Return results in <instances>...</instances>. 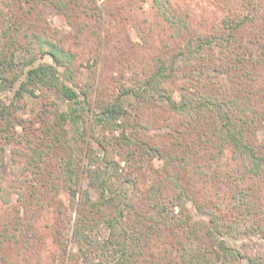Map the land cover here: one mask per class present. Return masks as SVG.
<instances>
[{
    "label": "rangeland",
    "instance_id": "374dc122",
    "mask_svg": "<svg viewBox=\"0 0 264 264\" xmlns=\"http://www.w3.org/2000/svg\"><path fill=\"white\" fill-rule=\"evenodd\" d=\"M252 3L247 9L245 0H0V75L6 77L0 81V102L9 107L12 123H20L8 130L6 140L0 139V264L81 263L71 239L76 207L69 205L63 185L54 176L65 157L60 144L53 141V134L60 131V113L70 117L61 122L65 136L73 138L81 150L75 163L95 169L96 164L89 165L92 159L105 157L111 162L100 166L116 173L107 184L106 197L115 188L114 194L125 197L140 215L156 214V206L146 197L161 185L158 201L167 207L163 215L173 228L158 223L148 238L142 237L145 246L139 247V264H178V239L186 240L190 225L195 235L202 236L209 219L203 212L208 210L223 225L222 240L230 248L241 254L264 253V167L257 174L248 172L220 143L214 134L213 112L186 118L171 111L158 90L143 84L160 60L167 63L189 41L208 39L195 57L178 62L181 71L166 85L164 95L179 102L184 89L200 102L213 93L225 109L230 100H236L237 108L244 110L236 112L239 123L249 127L250 139L263 153L264 72L241 77L244 69L239 71L259 55L258 43L264 45V0ZM233 13L248 17V24L236 35L243 39L246 51L237 66L236 50L226 39L230 28L223 22ZM49 42L70 57L74 77L68 83V73L58 69L62 82L76 91L94 82L87 107L33 85L28 86L31 95L14 99L29 69L52 65L43 54ZM120 91L127 93L120 95ZM116 99L125 116L116 121L118 128H104L95 120L98 106L112 105ZM121 133L158 152L145 155L135 146L119 145ZM127 152L132 154L124 162ZM34 173L39 176L35 178ZM175 174L189 194L182 212L171 208L168 200L170 176ZM84 189L86 179L80 192ZM88 193L90 202L99 200L96 191ZM100 210L109 217L121 213L134 217L118 202ZM180 220L186 222L182 228L171 224ZM107 235L105 218L90 229V238L99 244ZM88 254L95 264H116L98 245L89 246Z\"/></svg>",
    "mask_w": 264,
    "mask_h": 264
},
{
    "label": "trees",
    "instance_id": "16d2710c",
    "mask_svg": "<svg viewBox=\"0 0 264 264\" xmlns=\"http://www.w3.org/2000/svg\"><path fill=\"white\" fill-rule=\"evenodd\" d=\"M253 0H245V8L249 9ZM166 18V17H165ZM248 17L240 14H231L223 20L224 25L229 26L230 32L226 39L228 45L234 47L235 53V66L240 63L242 56L246 53L243 47V39L239 41L236 39V35L240 30H243V26L247 25ZM167 20V19H166ZM223 35V33H222ZM206 40L197 39L196 42L189 41L185 46V50H180L178 54L173 55L166 63L159 61L154 71L149 74L144 80V85L150 88L154 92H159L162 97H165L168 103V107L171 111L178 113L186 118L194 119V116H204L208 112H213L214 116V130L215 137L218 138L221 144L233 154L234 158L239 159L244 163L248 172L257 174L258 170L264 167V152L258 151V146L250 139L249 127L242 126L241 120L237 117L236 112L242 113L244 110L237 108L236 100H230V105L227 108L222 107L215 96L206 95V98H202L200 102H197L196 98L189 94L187 90L181 89L183 93L180 96L179 102L173 101L171 97L165 96L167 86L174 81V77L178 76L181 71L180 64L178 62L182 59L187 60L191 57H195V53L203 50ZM48 42V41H47ZM209 42H211L209 40ZM260 53L255 57L253 62L249 65L243 64L239 71L244 69L241 77L249 76L252 73L264 72V67L260 69V62H264V45L261 42L258 43ZM239 50V51H237ZM242 50V51H240ZM44 55L49 56L52 61L51 66L38 65L35 68L29 69L26 73V80L20 82L18 88L14 92V99L21 100L25 94L31 95L32 89L28 86L33 85L32 88H45L58 92L64 99L72 102L74 105H83L87 107L89 93L94 90V82L90 85H85V89L76 91L72 86H68L60 80L58 75V69L68 73V83H71L72 77H74L72 64L70 57H68L64 51L56 44L48 43L46 51H43ZM249 54V53H248ZM252 59V57H249ZM183 60V61H184ZM260 69V70H259ZM192 71L190 72V74ZM188 74V75H190ZM252 81H256L258 77L253 75ZM6 80V77L0 75V81ZM127 93L126 91H120V95ZM144 94V91H143ZM149 95V94H148ZM142 98L143 95H139ZM144 98H147L143 96ZM118 99L112 105H106L100 103L98 106L100 111L95 116V120L102 124L104 128H118L116 121L123 119L125 116L124 111L118 105ZM101 106V107H100ZM80 116L79 113L76 114ZM196 116V117H197ZM75 118V117H73ZM70 117L66 114L57 115V127L60 128L59 132L54 133L56 141L60 144V147L65 152V157L60 160V167L58 168V174H55V179L59 180V185H63L65 196L70 206L76 207V218L73 222L71 230V239L73 244L77 246V253H79L80 264H95L94 260L88 254L89 246H100V251L104 254H108L109 258H113L116 264H139L138 255L141 254L139 247H144L142 243V237L148 238V233L151 229H156L158 223H164L167 229L173 228L170 225V221L167 219L163 212L166 211V206L162 205L158 201V193L161 189L159 184L153 188L151 195H147L148 202L153 201V205L157 208L156 214L146 213L144 216L140 215V212L136 211V207L130 202H125V197L122 195L114 194L115 188L109 189L112 194L109 197L105 196L107 192L108 182L116 176L115 171L109 173L107 170L101 169V164L111 163L107 161L105 157H97L95 160L89 161V165H97L95 169H84L81 167L80 161L75 163V158L81 154L76 147V141L73 138L65 136V132L62 128L61 122H66ZM79 120V119H78ZM78 120H73L75 124ZM18 122V121H17ZM16 125L12 123V113L9 111V107L3 105L0 102V139L4 138L9 129H14ZM213 122V121H212ZM240 122V123H239ZM213 124V123H212ZM123 125H121V128ZM213 133V128L212 131ZM75 134L78 135V128L75 129ZM76 142V143H75ZM119 145L135 146L142 149L145 155H151V153H157L156 147L147 146L143 141L138 139H131L128 135L121 133ZM75 147V149H74ZM151 152V153H150ZM131 152L126 153L124 162H129ZM152 154V156H153ZM39 156V154H38ZM33 159V157H31ZM30 158V159H31ZM168 164L172 159L169 157ZM201 170V168H198ZM39 174L34 173L36 178ZM60 178V179H59ZM82 179L87 180V189L80 192ZM94 190L98 193V201L90 202L89 190ZM171 208L177 207L179 211H184V201L189 199L188 189L179 183L178 175L170 176V186L168 187V193ZM78 196V198H77ZM114 202H118V205H124L127 213H133L134 217H123L121 213L119 216H105L100 210L101 207L113 206ZM191 203H195V199L190 200ZM149 205V203H148ZM116 206V205H114ZM203 215L208 216V222H204V229L202 236L194 234L195 227L189 226L185 230L186 240L177 241L179 245L178 264H237L239 260H245V264H264V253L260 254H241L238 251L230 248L227 243L222 240L223 230L222 224L217 220L218 217L212 210L203 212ZM106 220L108 235L106 241L99 244L97 241H92L90 238V229L97 227L102 219ZM134 218V219H130ZM161 218V219H160ZM166 222H169L166 224ZM184 220H180L175 224V227L182 228V225H186ZM94 224V225H93ZM182 226V227H181ZM262 228L261 226L259 227ZM264 230V228H263ZM262 230V231H263ZM193 234V235H192ZM170 235L174 236V233ZM111 250L108 251L109 247ZM107 259V258H106ZM98 264H103L99 262Z\"/></svg>",
    "mask_w": 264,
    "mask_h": 264
}]
</instances>
